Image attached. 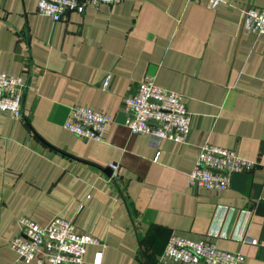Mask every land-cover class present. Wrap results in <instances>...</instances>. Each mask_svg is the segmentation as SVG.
Instances as JSON below:
<instances>
[{"label": "crops", "instance_id": "obj_1", "mask_svg": "<svg viewBox=\"0 0 264 264\" xmlns=\"http://www.w3.org/2000/svg\"><path fill=\"white\" fill-rule=\"evenodd\" d=\"M37 2L0 0V72L25 85L21 118L0 111V264H26L10 249L20 217L40 226L60 217L97 238L85 264L98 252L101 264H172L162 258L172 235L264 264V35L240 28L242 12L264 0L215 10L126 0L58 22ZM144 80L181 94L191 116L184 142L162 141L157 160L124 125L125 98ZM75 106L111 118L101 142L63 128ZM204 144L255 167L224 191L189 186Z\"/></svg>", "mask_w": 264, "mask_h": 264}, {"label": "built area", "instance_id": "obj_2", "mask_svg": "<svg viewBox=\"0 0 264 264\" xmlns=\"http://www.w3.org/2000/svg\"><path fill=\"white\" fill-rule=\"evenodd\" d=\"M124 1L38 0L37 13L58 22L67 13L82 14L87 6L115 5ZM189 1L205 2L211 10L226 3V0ZM240 28L264 35V9L244 10ZM24 87L21 77L0 72V111L20 119ZM124 112V125L131 134L148 138L149 146L156 151L155 160L162 141L181 144L189 132L191 116L183 96L156 86L152 80L140 82L137 93L125 98ZM111 122L105 114L86 106H75L70 109L63 128L78 138L101 142ZM254 167V162L237 156L233 150L204 144L199 148L195 165L188 175V184L209 191H224L229 188L234 174L250 172ZM18 225L19 235L11 241L10 249L26 264H85L86 248L101 245L95 237L77 234L73 223L60 217H53L44 226L27 217H20ZM246 241L253 243L249 239ZM41 251L44 252L43 258L36 259ZM162 258L172 264H244V257L239 253L227 252L207 241H194L176 235L168 239ZM101 261L102 252H98L93 264H101Z\"/></svg>", "mask_w": 264, "mask_h": 264}, {"label": "water", "instance_id": "obj_3", "mask_svg": "<svg viewBox=\"0 0 264 264\" xmlns=\"http://www.w3.org/2000/svg\"><path fill=\"white\" fill-rule=\"evenodd\" d=\"M104 172L109 176L111 174V169L107 168ZM52 254H55V252H52Z\"/></svg>", "mask_w": 264, "mask_h": 264}]
</instances>
